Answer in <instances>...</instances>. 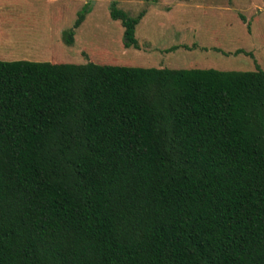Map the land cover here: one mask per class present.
<instances>
[{
  "label": "trees",
  "instance_id": "trees-1",
  "mask_svg": "<svg viewBox=\"0 0 264 264\" xmlns=\"http://www.w3.org/2000/svg\"><path fill=\"white\" fill-rule=\"evenodd\" d=\"M0 264H264V70L0 59Z\"/></svg>",
  "mask_w": 264,
  "mask_h": 264
},
{
  "label": "rangeland",
  "instance_id": "rangeland-1",
  "mask_svg": "<svg viewBox=\"0 0 264 264\" xmlns=\"http://www.w3.org/2000/svg\"><path fill=\"white\" fill-rule=\"evenodd\" d=\"M112 1L0 0V59L143 67L177 61L167 66L185 68L204 58L209 68L253 70L257 63L264 70V0H115L131 17L142 13L137 45L129 47L121 21L109 15ZM84 8L67 44L62 33Z\"/></svg>",
  "mask_w": 264,
  "mask_h": 264
},
{
  "label": "crops",
  "instance_id": "crops-1",
  "mask_svg": "<svg viewBox=\"0 0 264 264\" xmlns=\"http://www.w3.org/2000/svg\"><path fill=\"white\" fill-rule=\"evenodd\" d=\"M215 48H216V47H214L213 49H214L215 52L217 53V51H216ZM217 49H218V51L220 50L219 46H218ZM214 56H215V55H214ZM205 62H206V60H205L204 58H202V59L198 62L199 65L185 62V63H182L181 66H185V65H186L185 68H189V67L209 68L208 66H203V65H205ZM211 62H213V61H211ZM158 64H159V65H156L157 67H162V66L168 67L167 64L174 65V64H181V63H180V62L178 63L177 61H172V63H168L167 61H164V62H159ZM160 64H166V65H160ZM170 68H173V67H170ZM179 68H181V67H179ZM219 70H222V69H219Z\"/></svg>",
  "mask_w": 264,
  "mask_h": 264
}]
</instances>
